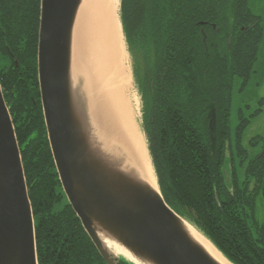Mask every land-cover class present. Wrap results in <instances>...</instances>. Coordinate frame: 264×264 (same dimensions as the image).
<instances>
[{"label": "trees", "instance_id": "1", "mask_svg": "<svg viewBox=\"0 0 264 264\" xmlns=\"http://www.w3.org/2000/svg\"><path fill=\"white\" fill-rule=\"evenodd\" d=\"M40 8L41 0H0V84L20 145L39 264H106L51 152L38 80ZM121 21L145 62V127L163 197L234 264H264V219L255 212L258 199L264 204V143L248 155L243 110L234 133L230 126L234 80L244 88L257 60L260 17L248 0H121Z\"/></svg>", "mask_w": 264, "mask_h": 264}, {"label": "water", "instance_id": "2", "mask_svg": "<svg viewBox=\"0 0 264 264\" xmlns=\"http://www.w3.org/2000/svg\"><path fill=\"white\" fill-rule=\"evenodd\" d=\"M82 2L41 0L38 35L48 139L74 212L106 264H121L122 258L133 264H221L193 237L188 221L166 202L160 187L141 169L110 154L95 137L87 99L74 77V33ZM109 243L132 259L112 252ZM0 264H39L20 145L1 84Z\"/></svg>", "mask_w": 264, "mask_h": 264}, {"label": "bare ground", "instance_id": "3", "mask_svg": "<svg viewBox=\"0 0 264 264\" xmlns=\"http://www.w3.org/2000/svg\"><path fill=\"white\" fill-rule=\"evenodd\" d=\"M120 3L83 0L74 33V77L87 99L93 133L103 148L126 166L141 169L142 175L159 188L146 140L136 123L140 102L133 93ZM186 225L221 264H234L193 225ZM108 245L112 252L132 259L120 247Z\"/></svg>", "mask_w": 264, "mask_h": 264}, {"label": "rangeland", "instance_id": "4", "mask_svg": "<svg viewBox=\"0 0 264 264\" xmlns=\"http://www.w3.org/2000/svg\"><path fill=\"white\" fill-rule=\"evenodd\" d=\"M248 4L252 12L260 17V23L262 27V39L259 45L254 70L248 81V84L243 88L242 79L240 77H236V79L234 80V86L232 90L230 126L232 132L234 133L239 124L240 110H243L245 115L247 117H250V123L243 134L242 144L247 149L248 155L253 156L257 154L260 150H262V145L264 143V0H248ZM124 37L129 57V64L131 66L133 76V93L139 98L140 102V112L139 116L136 119V123L146 140L150 154V138L145 127L147 103L143 94V90L146 89V83L144 78L146 75L145 62L143 60V56L140 53L134 55L133 52L137 50V46L130 43V41L128 42L126 36ZM3 65L0 60V68ZM257 111H259V113L252 117L251 115L256 113ZM257 137H259V139H257ZM256 139L259 142L258 145L252 146ZM253 184L251 185V189L253 188ZM256 203L257 206L255 207V212L257 213V216L262 220L264 219L263 200L258 199ZM188 222L193 225L190 221ZM196 229L201 232L198 228Z\"/></svg>", "mask_w": 264, "mask_h": 264}, {"label": "flooded vegetation", "instance_id": "5", "mask_svg": "<svg viewBox=\"0 0 264 264\" xmlns=\"http://www.w3.org/2000/svg\"><path fill=\"white\" fill-rule=\"evenodd\" d=\"M201 24H202V26L203 27H205V28H214V29H217V27H216V23L215 22H212V21H201L200 22ZM11 54V56H14L15 57V54H13V52H10ZM15 61V60H14ZM264 148V147H263Z\"/></svg>", "mask_w": 264, "mask_h": 264}]
</instances>
